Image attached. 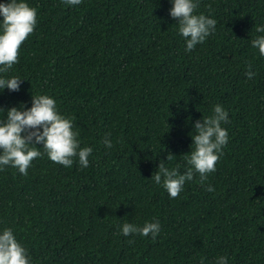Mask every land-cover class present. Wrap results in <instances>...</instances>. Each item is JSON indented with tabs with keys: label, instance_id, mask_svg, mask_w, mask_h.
Instances as JSON below:
<instances>
[{
	"label": "trees",
	"instance_id": "1",
	"mask_svg": "<svg viewBox=\"0 0 264 264\" xmlns=\"http://www.w3.org/2000/svg\"><path fill=\"white\" fill-rule=\"evenodd\" d=\"M25 2L37 24L0 74L24 80L0 90V107L51 96L93 151L87 168L44 154L26 176L0 170V234L12 228L31 264H264V56L251 43L264 35V0H199L196 14L217 23L192 51L171 0ZM217 104L229 139L216 171L170 198L151 176L160 162L189 167L193 124ZM156 221L155 239L122 234L124 223Z\"/></svg>",
	"mask_w": 264,
	"mask_h": 264
},
{
	"label": "clouds",
	"instance_id": "2",
	"mask_svg": "<svg viewBox=\"0 0 264 264\" xmlns=\"http://www.w3.org/2000/svg\"><path fill=\"white\" fill-rule=\"evenodd\" d=\"M63 3L76 6L82 0H62ZM199 0H171L170 17L177 21L178 32L186 40V51H192L203 43L216 27L217 21L204 14H196ZM0 74L8 73L19 62V51L23 42L33 33L37 24V11L25 0H6L0 3ZM258 33H264V25L256 26ZM252 47L264 56V35L252 39ZM249 70L246 77L252 79L255 72ZM24 79L19 76L4 78L0 76V90L18 92ZM22 105V107H21ZM8 109L6 118L0 119V170L5 166L18 169L22 175L28 174L32 161L46 154L48 158L64 167H71L74 159H78L81 167L89 166L91 147H81L74 131L73 118L62 115L54 98L48 95H32L31 107L21 104ZM229 123V113L222 105H215L213 114L202 117L193 124L192 144L194 147L186 157L187 167L183 172L180 166L169 168L160 162L155 175L151 176L157 185H162L170 198H177L183 191L187 181L199 174L203 185L208 174L216 171V163L223 154L228 143V130L222 125ZM106 147L112 142L106 136ZM40 145L44 152L38 150ZM174 154L168 153L166 160L171 161ZM214 192L211 185L206 188ZM159 221L145 222L143 226L124 223L121 231L124 236L139 234L143 237L151 235L155 239L160 233ZM134 241H129L133 243ZM0 264H31L27 249L17 240L12 228H5L0 234ZM203 264V259L201 260ZM216 264H228L227 257L220 256Z\"/></svg>",
	"mask_w": 264,
	"mask_h": 264
}]
</instances>
